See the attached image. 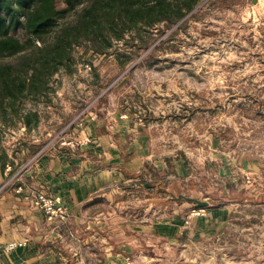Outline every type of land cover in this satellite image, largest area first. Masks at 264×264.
<instances>
[{"label":"rangeland","instance_id":"1","mask_svg":"<svg viewBox=\"0 0 264 264\" xmlns=\"http://www.w3.org/2000/svg\"><path fill=\"white\" fill-rule=\"evenodd\" d=\"M214 1L201 0L199 19L189 20L169 41L164 37L171 30L160 37L150 49L159 43L160 47L149 59L142 60L150 49L131 58L119 44L109 56L97 57L95 66L100 69L102 83L95 89L87 66L52 79L54 109H41V114H51L41 122L51 130L49 139L54 140L69 124L79 128L96 123L147 124L145 132L154 156L185 157L186 178L169 182L164 196L146 197L140 214L147 219L142 224L128 222L126 229V222H117V234L121 227L126 233L129 230L132 241L121 242L132 254L123 258L125 263L114 264H264V185L247 171L231 170V176L240 177L242 183L239 188L228 187L229 182L218 171H228L233 163L235 169L240 166L230 150H221L210 141L211 132L218 133L219 126L229 125L237 133L233 138L237 146L244 143L243 138L252 143L251 127L244 124H263L240 118V111L229 106L243 102L255 108L254 102L264 101V5L257 8L252 0ZM215 100L223 109L213 114L194 111L189 116V109ZM57 124H62L60 130ZM70 128L57 137H63L65 145L74 138L68 133ZM17 135L15 130L9 131L1 137V145L11 146ZM260 141H264L263 136ZM215 156L220 160L208 165L206 160ZM252 156L253 161L264 158V144L257 146ZM257 190L263 193L261 198H251ZM237 193L239 200L234 199ZM180 194L208 202L204 214L195 215L200 208L178 200ZM139 197L132 196L135 201ZM225 206L231 211L224 228L208 229L204 224L200 232L192 226L206 216V210ZM134 211L129 210L132 217L138 213ZM161 222L164 225L157 227L161 235H157L154 227ZM104 245L107 247V241L95 242V250Z\"/></svg>","mask_w":264,"mask_h":264},{"label":"crops","instance_id":"2","mask_svg":"<svg viewBox=\"0 0 264 264\" xmlns=\"http://www.w3.org/2000/svg\"><path fill=\"white\" fill-rule=\"evenodd\" d=\"M251 2L257 8L264 5V0ZM83 127L74 124L68 133L74 136L71 141L87 138L90 145L85 147L80 143L71 148L63 144V137L49 139L51 130L47 124L27 132L19 128L11 146L4 147L0 142L4 149L0 161V264H114L121 260L125 263L132 250L122 243H130L132 238L129 230L126 233L122 227L117 234L116 224L126 222V229L128 222L142 224L147 219L140 214L149 195L146 190L160 180L151 181L143 176L144 164L148 163L159 174L172 167L176 177L167 173L164 178L168 183L187 176L184 162L176 155L154 156L150 152L147 124L96 123ZM210 141L217 147L220 143L214 137ZM40 145L41 150L33 155L34 148ZM252 157L237 159L232 154L240 168L235 169L233 163L228 171H218L229 182L228 187L239 188L242 183L240 177L231 176V170L247 171L264 185V158L253 161ZM218 160L215 156L206 161L215 165ZM39 192L59 198L65 217L47 221L33 205V196ZM135 194L140 196L139 201L132 198ZM262 195L257 190L250 197L260 199ZM239 198L237 193L234 199ZM130 209L138 213L132 217ZM230 211L228 206L206 210V216L196 219L192 226L199 227L196 231L200 232L204 224L208 229L224 228ZM158 225L164 223L155 225L157 235ZM98 241H107V247L95 250ZM12 243L18 247L5 251Z\"/></svg>","mask_w":264,"mask_h":264},{"label":"trees","instance_id":"3","mask_svg":"<svg viewBox=\"0 0 264 264\" xmlns=\"http://www.w3.org/2000/svg\"><path fill=\"white\" fill-rule=\"evenodd\" d=\"M200 2L0 0V140L9 131L16 132L21 127L25 132L35 129L48 118L47 115H51L41 114V109L46 111L53 108L55 88L51 83L54 76L71 75L79 66H87L92 75L90 85L95 89L102 83L100 69L95 66L97 57L109 56L117 44L122 45L131 58L141 56L168 31L171 30L164 37L165 41L184 29L189 20L199 19L197 7ZM217 2L214 1L215 4ZM159 47L160 43L150 49L142 60L152 57ZM112 81L104 84L101 90L106 89ZM211 104L214 106L207 108ZM252 106L255 108L243 102L229 106L232 110L240 111V118L263 123L258 126L244 124L251 127L252 143L243 138L244 143L237 146V140L233 139L237 133L229 125L219 126L216 130L218 133L211 132L220 141L219 149L230 150L237 159L250 160L255 148L264 144V141H260L264 137V101L254 102ZM220 108L223 109V105L215 100L189 109L188 114L192 116L194 111L199 110L213 114ZM60 125L55 127L59 128ZM253 140L259 141L254 143ZM42 147L36 146L33 155ZM180 155L186 163L185 157ZM3 157L4 149L0 145V161ZM169 168L170 171L159 174L148 163L144 164L143 176L151 181L160 179L156 181L157 184H150L147 193L160 197L167 193L165 186L168 181L164 176L169 173L176 177L174 169Z\"/></svg>","mask_w":264,"mask_h":264},{"label":"built area","instance_id":"4","mask_svg":"<svg viewBox=\"0 0 264 264\" xmlns=\"http://www.w3.org/2000/svg\"><path fill=\"white\" fill-rule=\"evenodd\" d=\"M67 128L68 126L62 129L58 133L57 137L61 136V134H63V132L66 131ZM85 142H89L87 138L80 140V141L68 142L67 144L70 145L71 147H74V146H77V144H80V143L82 144ZM63 144H66V143H63ZM33 205L43 214L45 219L49 222L53 221V219L55 218L65 217V211L61 205L60 199L57 197H51L42 192H39L33 196ZM200 214L201 215L204 214V209H198V211L195 212V215H200ZM17 247H18V244L12 243L5 247V251L10 252L16 249Z\"/></svg>","mask_w":264,"mask_h":264},{"label":"water","instance_id":"5","mask_svg":"<svg viewBox=\"0 0 264 264\" xmlns=\"http://www.w3.org/2000/svg\"><path fill=\"white\" fill-rule=\"evenodd\" d=\"M177 199L178 200L183 199V200L189 201V202L193 203L195 205V207L200 208V209H204V208L208 207V203L206 201H201V200L194 198V197H186L183 194L178 195Z\"/></svg>","mask_w":264,"mask_h":264}]
</instances>
